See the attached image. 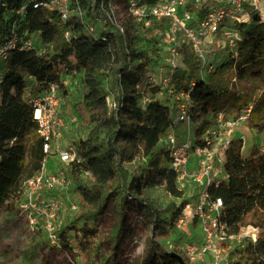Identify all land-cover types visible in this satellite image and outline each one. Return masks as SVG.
Segmentation results:
<instances>
[{"label":"trees","instance_id":"16d2710c","mask_svg":"<svg viewBox=\"0 0 264 264\" xmlns=\"http://www.w3.org/2000/svg\"><path fill=\"white\" fill-rule=\"evenodd\" d=\"M79 2L86 11L83 20L62 19L57 11L35 8L28 0H0V44L11 34L10 22L14 17L10 10L25 5L23 14L16 17V33L23 39L38 33L40 42L51 46L45 53L15 47L0 62V211L13 210L21 200L23 182L42 166L44 153L30 99L50 83L68 93L64 76L79 75L84 91L75 101V108H105L104 117L89 116L81 123L85 132L74 144V156L69 161L72 173L85 171L94 179L91 188L79 189L82 204L79 217L83 223L77 225L75 220L65 229L83 240L96 234L88 221L101 214L110 196L118 229H122L128 200L140 203L144 216L160 219L159 201L145 195L146 190L159 187L174 198L183 196L169 167V154L161 143L163 135L174 126V92H188L193 119L198 122L197 117H202L197 128L199 134L207 128L206 124L212 123V114L224 109L234 98L226 85L231 71H235V81L252 77L264 86V20L259 13L251 12V27L247 28L244 19L235 23L241 32L235 47H228L226 58L218 64L210 61L214 69L205 78L199 75L198 67L193 75L187 76L175 69L170 78L175 90L170 96L163 94L166 98L161 101L155 97L160 88L154 87L147 94L146 87L140 86L142 68L156 61V50L142 49L140 36L122 34L104 22L107 0ZM7 15L10 17L6 18ZM87 24L94 33L86 30ZM152 24L157 23L151 21L150 27ZM65 31H69L68 37L64 36ZM250 125L263 131L264 114ZM135 158L143 160L138 173L125 167ZM223 169L226 179L212 189L213 195L223 202L220 219L232 234L238 232L245 219L258 226L264 218V153L255 145L243 152L241 141L233 140L226 148ZM180 209L177 207L171 215L173 223ZM120 235L118 230L110 240L112 250ZM80 250L85 252L81 256L88 257L91 253L86 245ZM242 251L245 257L250 256V264H264V239L257 238L254 245L249 243ZM143 264L180 263L160 244L149 240Z\"/></svg>","mask_w":264,"mask_h":264},{"label":"built area","instance_id":"2783aa9c","mask_svg":"<svg viewBox=\"0 0 264 264\" xmlns=\"http://www.w3.org/2000/svg\"><path fill=\"white\" fill-rule=\"evenodd\" d=\"M28 2L32 3L35 8L42 7L57 11L62 19L75 17L83 20L85 18L86 11L81 7L79 0H28ZM119 3L121 2L117 0H107L106 7L103 9L105 23L122 34L129 32L136 36L139 35V25L144 29L150 25L151 21L162 23L165 40L168 43L175 41V36L181 33L198 60L201 78H205L214 69L213 64L207 59L206 53L200 46L201 36H205L204 32L214 33L218 28L224 27V24L228 27L233 26L245 14L261 13L262 6V0H154V2L127 0L121 3L125 18H128L130 24L126 25L118 21L113 12L115 4ZM103 5L101 3L100 7ZM246 6L248 7L246 8ZM24 8L25 5H22L18 9L10 10L14 19L10 22V37L0 44V62L6 58L8 51L15 47H19V49L34 48L37 53H45L51 48L50 45L40 42L38 33H32L26 39L16 33V17L23 14ZM5 17L9 18L10 15ZM86 30L89 33H94L93 27L89 24L86 25ZM64 36L68 37L69 31H65ZM236 39L237 35L234 33L228 36L227 46L235 47ZM179 57V49L175 46L170 47L167 56L163 59V63L167 67V74L162 79L159 95L164 93L170 96L175 90L170 84V78L177 67L176 62ZM147 81L152 83L155 79L149 77ZM174 94L176 100L174 126L168 129L161 138V143L169 154V167L175 175L177 189L182 192V195H186L179 198L182 200L181 209L175 217L174 225L176 228L194 225L199 232V243L189 241L180 247L189 258L195 259L212 255L214 261L211 264H218L219 255L224 252L223 244L243 236L248 238V243L254 245L258 238L256 232H248L247 228L241 225L236 234L230 233L226 223L220 219L223 207L222 199L212 193V189L218 187L227 177L223 169L226 148L233 140L244 139V134L239 131V128L251 117L252 104L248 103L232 116H229L226 109L213 113L211 125L198 134V122L193 119L191 114L188 92L179 91ZM29 102L33 107L32 117L36 123V133L41 138L44 158L41 169L23 182L22 197L18 202V207L23 212H28L26 214L32 225L40 220L44 222V229L48 236L54 240L56 237L55 214L59 201L50 200L38 204L36 199L42 191L61 190L68 187V179L59 172L46 170L45 164L47 156L54 152L58 154L61 161H70L74 156L75 146L60 148L53 141L57 135L54 129L63 125V121L57 113L59 97L56 84H48ZM179 127L181 129H178ZM221 139H224L225 143L217 149ZM241 227L244 229L243 232L240 231ZM256 229L260 231L258 228ZM223 264L231 263L224 261Z\"/></svg>","mask_w":264,"mask_h":264},{"label":"rangeland","instance_id":"374dc122","mask_svg":"<svg viewBox=\"0 0 264 264\" xmlns=\"http://www.w3.org/2000/svg\"><path fill=\"white\" fill-rule=\"evenodd\" d=\"M263 8L264 0H262L261 11ZM113 12L118 21L130 25L128 18H125L123 4H115ZM259 15L261 16V13ZM242 19L247 21V28L252 26L253 22L249 19V15L245 14ZM141 27L140 25L138 26L141 48L155 49L158 55L156 61L152 65L142 68L140 74V86L146 87L147 94H150L152 88L158 87L159 89L162 86V79L167 74V67L163 63V59L167 56L170 47L175 46L180 52V57L176 62L177 72L185 76L194 74L195 69L198 67V60L181 33L175 36V41L168 43L165 40V30L162 23L152 24L151 27L148 25L144 29ZM233 33L241 35L238 26L228 27L226 24H224V27L218 28L214 33L204 32L205 36H201L200 46L209 61L218 64L226 58L228 54L227 39ZM234 73L235 71L233 70L227 74L226 85L227 88H231L235 96L223 108L226 109L229 116H232L246 104H253L251 118L247 122L242 123L239 128V131L244 134V139L241 140L242 151L247 152L251 146L255 145L260 152L264 153V130L257 131L250 125V122H255L264 114L263 82L252 77L233 81ZM149 77H153L155 81L152 83L147 81ZM64 79V88L67 89L68 93H65L62 88L58 89L59 105L57 110L63 125L54 129L57 135L53 139L60 148H67L76 143L78 138L85 132L81 127V123L89 116L94 118L105 116V108H82L77 110L74 103L84 91L80 76L71 74L64 76ZM155 97L161 101L165 100L164 97L166 98L165 95L161 94H156ZM197 120L198 124H200L202 117L198 116ZM210 125L211 123L206 124L205 128ZM178 129H181V127ZM220 142L217 145V149L225 143L224 139H221ZM142 164L143 160L135 158L131 163L126 164L125 167L128 171L138 173ZM45 165L46 170L59 172L69 181L67 188L42 191L36 199L38 204L49 202L50 200L59 201L55 214L56 237L52 240L48 236L43 227L44 222L41 220L32 225L26 214L28 212H23L18 207V204L11 211H0V264H143L149 240L160 244L167 254L174 253L180 256L182 259V262L178 261L180 264L213 263L214 258L212 255L191 259L180 248L181 245L189 241L199 243V232L194 225L184 228L175 227L174 218L171 220V215L175 214L177 207L181 206L182 200L172 197L159 187L148 189L145 192V195H149L159 201V207L162 209L159 220H156L154 216H144L140 203L136 204L128 200L124 208L125 217L122 229H118L119 226L116 223L114 212V200L113 196H110L107 198L105 208L101 214L96 219L88 221V225L96 230L94 236L82 240L75 236L71 230L70 233L65 232L66 226H70L72 221L76 220L77 225L83 223L82 217H79L82 211L79 189L91 188L94 179L90 173L85 171L72 173L69 169V161H61L55 152L47 156ZM183 196L185 197L186 195L184 194ZM259 222L258 226H253L250 221L245 219L241 226H245L248 232H256L258 238L264 239V231L261 230H264V218H261ZM118 230L121 235L114 240L115 249L112 250L110 240L117 235ZM243 230L241 227L240 231L243 232ZM248 242V238L242 236L232 240L230 243L223 244L225 248L223 254L219 255L220 261L218 264H223L224 261H228L231 264L236 262L238 264H250V256L245 257L242 253L244 247L249 244ZM82 245L90 248L91 253L88 257L80 255L85 254L84 251L80 250ZM241 255L244 257L240 258Z\"/></svg>","mask_w":264,"mask_h":264},{"label":"water","instance_id":"95a60500","mask_svg":"<svg viewBox=\"0 0 264 264\" xmlns=\"http://www.w3.org/2000/svg\"><path fill=\"white\" fill-rule=\"evenodd\" d=\"M169 256H171V257H175V258H177V260H178L179 262H182V259L180 258V256H178V255H176V254H174V253H169Z\"/></svg>","mask_w":264,"mask_h":264},{"label":"bare ground","instance_id":"6f19581e","mask_svg":"<svg viewBox=\"0 0 264 264\" xmlns=\"http://www.w3.org/2000/svg\"><path fill=\"white\" fill-rule=\"evenodd\" d=\"M261 18H262V20H264V8L261 11Z\"/></svg>","mask_w":264,"mask_h":264}]
</instances>
